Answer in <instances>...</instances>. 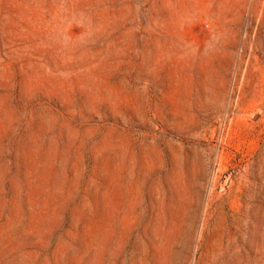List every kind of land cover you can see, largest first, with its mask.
I'll use <instances>...</instances> for the list:
<instances>
[{
	"label": "rangeland",
	"instance_id": "rangeland-1",
	"mask_svg": "<svg viewBox=\"0 0 264 264\" xmlns=\"http://www.w3.org/2000/svg\"><path fill=\"white\" fill-rule=\"evenodd\" d=\"M0 264H264V0H0Z\"/></svg>",
	"mask_w": 264,
	"mask_h": 264
}]
</instances>
